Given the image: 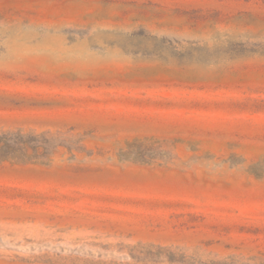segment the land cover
<instances>
[{
	"label": "rangeland",
	"instance_id": "rangeland-1",
	"mask_svg": "<svg viewBox=\"0 0 264 264\" xmlns=\"http://www.w3.org/2000/svg\"><path fill=\"white\" fill-rule=\"evenodd\" d=\"M0 264H264V0H0Z\"/></svg>",
	"mask_w": 264,
	"mask_h": 264
}]
</instances>
